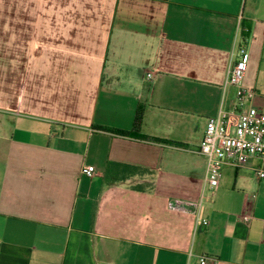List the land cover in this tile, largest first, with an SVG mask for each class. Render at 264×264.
<instances>
[{"label":"crops","instance_id":"crops-1","mask_svg":"<svg viewBox=\"0 0 264 264\" xmlns=\"http://www.w3.org/2000/svg\"><path fill=\"white\" fill-rule=\"evenodd\" d=\"M241 47L264 110V0H0V264H264V160L195 151Z\"/></svg>","mask_w":264,"mask_h":264},{"label":"built area","instance_id":"built-area-1","mask_svg":"<svg viewBox=\"0 0 264 264\" xmlns=\"http://www.w3.org/2000/svg\"><path fill=\"white\" fill-rule=\"evenodd\" d=\"M238 53L240 57L231 63L227 78V83L236 87L233 109L208 118L203 138L195 150L206 158L205 184L211 190L218 188L226 166H242L249 157L264 160V110L247 101L255 91L243 85L246 69L245 48L241 47ZM147 76L150 77L151 72H147ZM83 174L94 176L95 166H85ZM260 175L263 176L264 172H260ZM171 206L198 215L201 200L194 202L174 199ZM199 220L204 225L208 224L206 218L199 217ZM199 261L206 264L207 257L201 256Z\"/></svg>","mask_w":264,"mask_h":264},{"label":"trees","instance_id":"trees-1","mask_svg":"<svg viewBox=\"0 0 264 264\" xmlns=\"http://www.w3.org/2000/svg\"><path fill=\"white\" fill-rule=\"evenodd\" d=\"M243 33L247 34V31H245ZM141 117H142L141 110H137L135 118H134L135 130H133V131L123 130V129H118V128H110V127L102 126V125H97L96 127L98 129L112 131V132L119 134V135H122V136H132V137H137L139 139H143V140H147V141H153V142H159V143L167 141L166 139H163L160 137L150 136V135L140 133L138 129H139V125L141 122ZM129 167H131V166H129ZM132 167H134V166H132Z\"/></svg>","mask_w":264,"mask_h":264}]
</instances>
